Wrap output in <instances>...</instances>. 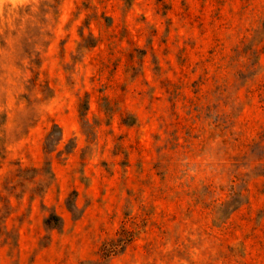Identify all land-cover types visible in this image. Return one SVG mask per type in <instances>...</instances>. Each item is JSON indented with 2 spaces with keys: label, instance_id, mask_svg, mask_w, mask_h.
Listing matches in <instances>:
<instances>
[{
  "label": "rangeland",
  "instance_id": "374dc122",
  "mask_svg": "<svg viewBox=\"0 0 264 264\" xmlns=\"http://www.w3.org/2000/svg\"><path fill=\"white\" fill-rule=\"evenodd\" d=\"M0 264H264V0H0Z\"/></svg>",
  "mask_w": 264,
  "mask_h": 264
}]
</instances>
